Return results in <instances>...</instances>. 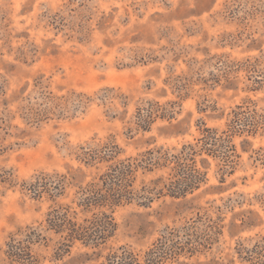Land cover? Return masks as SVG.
Listing matches in <instances>:
<instances>
[{
  "label": "rangeland",
  "instance_id": "obj_1",
  "mask_svg": "<svg viewBox=\"0 0 264 264\" xmlns=\"http://www.w3.org/2000/svg\"><path fill=\"white\" fill-rule=\"evenodd\" d=\"M149 106L145 131L137 116ZM237 115L247 125L225 150L232 167L205 154L199 190L116 208L102 249L76 242L65 251V235L48 229L60 206L81 223L92 216L79 192L111 163L87 165L84 151L177 152L204 125L221 133ZM169 173L139 175L136 188ZM41 174L66 177L54 201L26 190ZM29 229L43 238L31 264H108L123 250L135 264L153 253L154 264H241L240 245L264 237V0H0V264H19L7 245ZM173 229L177 254L161 261Z\"/></svg>",
  "mask_w": 264,
  "mask_h": 264
},
{
  "label": "trees",
  "instance_id": "obj_2",
  "mask_svg": "<svg viewBox=\"0 0 264 264\" xmlns=\"http://www.w3.org/2000/svg\"><path fill=\"white\" fill-rule=\"evenodd\" d=\"M156 115L152 106L140 109L138 112V125L147 131L151 127L153 118ZM235 117L226 131L219 132L204 125L201 136L195 143L185 144L179 151L169 149H152L135 158L118 159L120 148L113 144L99 145L98 148H89L83 152V159L87 165L101 162H109L107 171L102 174L98 181L89 183L83 187L80 194L78 207L81 212L92 214L91 218H86L81 223L78 213L72 211L71 207L60 206L54 209L47 219V227L57 234L64 236L62 246L65 251H69L76 242L84 245H91L93 248L102 249L115 236L117 223L112 214L116 208L132 203L139 205H149L155 198L162 195H169L173 198H185L199 190L206 182V173L198 168L197 158L203 155L220 158L225 162V166L232 167L226 154L231 139L242 131L246 121ZM244 131V129H243ZM253 132V131H252ZM233 150L235 146L232 145ZM205 163V160H202ZM156 169L170 170L169 177H161L152 182L153 187L143 186L136 188L139 175L153 173ZM53 177L41 174L35 183L29 185L26 190L33 193L37 198L47 196L50 200L61 195L65 176L58 183L51 180ZM179 231L173 229L167 233L165 243H163V255L159 257L161 261L165 256L176 255L175 248L178 242H173ZM171 238V245H167V240ZM43 239L41 233L36 229H29L24 239H11L8 243L7 255L13 262L19 264L33 263L31 245ZM171 252H174L171 253ZM238 259L241 264H264V237L256 242L253 247L246 248L243 245L237 249ZM156 254H149L147 264H154L157 260ZM137 258L133 252L123 250L121 253L110 255L108 264H135ZM159 262V261H157ZM236 264L235 260H228L227 263Z\"/></svg>",
  "mask_w": 264,
  "mask_h": 264
}]
</instances>
